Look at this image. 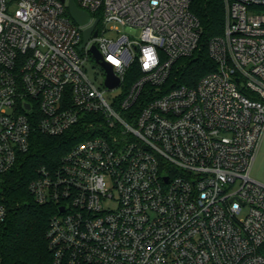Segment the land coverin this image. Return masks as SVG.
<instances>
[{
  "label": "built area",
  "instance_id": "built-area-1",
  "mask_svg": "<svg viewBox=\"0 0 264 264\" xmlns=\"http://www.w3.org/2000/svg\"><path fill=\"white\" fill-rule=\"evenodd\" d=\"M75 1L87 24L69 0H0V224L5 176L39 130L76 140L28 186L57 206L51 264H264V183L251 174L264 139V0H225L208 44L216 69L195 85L176 74L200 48L191 0Z\"/></svg>",
  "mask_w": 264,
  "mask_h": 264
},
{
  "label": "trees",
  "instance_id": "trees-1",
  "mask_svg": "<svg viewBox=\"0 0 264 264\" xmlns=\"http://www.w3.org/2000/svg\"><path fill=\"white\" fill-rule=\"evenodd\" d=\"M190 8L202 28L200 48L192 57L180 61L176 74L179 83L195 85L216 69L208 44L212 37L223 33L225 0H191ZM75 141L72 135L57 137L36 130L24 163L5 176L3 190L9 214L0 224V264L52 263L47 231L57 206L38 203L28 186L35 168L56 162Z\"/></svg>",
  "mask_w": 264,
  "mask_h": 264
},
{
  "label": "water",
  "instance_id": "water-1",
  "mask_svg": "<svg viewBox=\"0 0 264 264\" xmlns=\"http://www.w3.org/2000/svg\"><path fill=\"white\" fill-rule=\"evenodd\" d=\"M69 10H70L72 17L75 19V21L77 23L84 25L90 21V18H91L90 14L87 11L80 9L75 0H69ZM98 22H99V20L97 19L93 26H91L85 30L84 43L82 44L81 48L90 39L91 34H92L95 26L98 24ZM94 35L95 36L97 35V31H95ZM92 51L94 52L95 56L98 59L102 57L100 52L98 51V49L96 47H92ZM103 64L105 65L106 70L108 72V77H107V81H106L107 85L111 88L118 86L120 81L117 77L114 76L113 70H112V65L110 63H107V62H103ZM28 107H29V105H28ZM62 210H63V208H62Z\"/></svg>",
  "mask_w": 264,
  "mask_h": 264
},
{
  "label": "rangeland",
  "instance_id": "rangeland-1",
  "mask_svg": "<svg viewBox=\"0 0 264 264\" xmlns=\"http://www.w3.org/2000/svg\"><path fill=\"white\" fill-rule=\"evenodd\" d=\"M87 72L97 84L102 83L105 71L100 63L90 62L87 66ZM116 92L118 91H115L112 94H117ZM110 95V93H106V97H109ZM251 174L254 179L264 183V139L261 143L255 162L253 164Z\"/></svg>",
  "mask_w": 264,
  "mask_h": 264
}]
</instances>
